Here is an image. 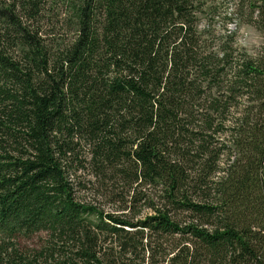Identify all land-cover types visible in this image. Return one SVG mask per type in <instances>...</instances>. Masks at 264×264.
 Returning a JSON list of instances; mask_svg holds the SVG:
<instances>
[{
	"label": "trees",
	"instance_id": "16d2710c",
	"mask_svg": "<svg viewBox=\"0 0 264 264\" xmlns=\"http://www.w3.org/2000/svg\"><path fill=\"white\" fill-rule=\"evenodd\" d=\"M39 6L0 0V264H264V40L206 0H72L57 43Z\"/></svg>",
	"mask_w": 264,
	"mask_h": 264
},
{
	"label": "rangeland",
	"instance_id": "374dc122",
	"mask_svg": "<svg viewBox=\"0 0 264 264\" xmlns=\"http://www.w3.org/2000/svg\"><path fill=\"white\" fill-rule=\"evenodd\" d=\"M40 13L36 19L27 20L31 28L37 30L41 37L57 43L70 41L76 33L71 11L72 0H36ZM205 2V1H204ZM216 6L217 15L212 20L213 29L218 33H227L234 39V44L248 52H254L264 40V33L258 24L251 19L257 17L253 14L251 4H257L258 0H206ZM91 200L94 194H85ZM103 201L102 199H99ZM104 202V201H103ZM107 210H110L105 205ZM41 236L32 240H21V244L39 246Z\"/></svg>",
	"mask_w": 264,
	"mask_h": 264
}]
</instances>
